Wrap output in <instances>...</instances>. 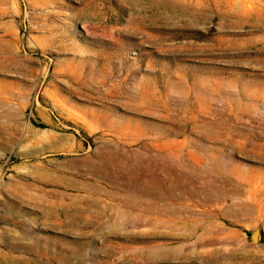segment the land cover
<instances>
[{
	"label": "rangeland",
	"instance_id": "obj_1",
	"mask_svg": "<svg viewBox=\"0 0 264 264\" xmlns=\"http://www.w3.org/2000/svg\"><path fill=\"white\" fill-rule=\"evenodd\" d=\"M0 264H264V0H0Z\"/></svg>",
	"mask_w": 264,
	"mask_h": 264
},
{
	"label": "water",
	"instance_id": "obj_2",
	"mask_svg": "<svg viewBox=\"0 0 264 264\" xmlns=\"http://www.w3.org/2000/svg\"><path fill=\"white\" fill-rule=\"evenodd\" d=\"M259 237H260V230L259 229H256L253 232V239L257 241V240H259Z\"/></svg>",
	"mask_w": 264,
	"mask_h": 264
}]
</instances>
